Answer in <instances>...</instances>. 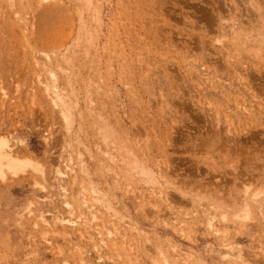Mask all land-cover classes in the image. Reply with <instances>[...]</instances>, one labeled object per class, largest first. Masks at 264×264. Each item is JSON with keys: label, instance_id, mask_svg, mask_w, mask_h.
I'll return each mask as SVG.
<instances>
[{"label": "rangeland", "instance_id": "obj_1", "mask_svg": "<svg viewBox=\"0 0 264 264\" xmlns=\"http://www.w3.org/2000/svg\"><path fill=\"white\" fill-rule=\"evenodd\" d=\"M1 138L0 264H264V0H0Z\"/></svg>", "mask_w": 264, "mask_h": 264}, {"label": "bare ground", "instance_id": "obj_2", "mask_svg": "<svg viewBox=\"0 0 264 264\" xmlns=\"http://www.w3.org/2000/svg\"><path fill=\"white\" fill-rule=\"evenodd\" d=\"M87 3L90 5L91 4V0H86ZM68 61V60H67ZM59 66V65H58ZM54 73V72H53ZM65 73V72H64ZM66 76V75H65ZM57 79V78H56ZM54 80V79H53ZM52 80V81H53ZM56 84V83H55ZM54 84V85H55ZM69 84V83H68ZM70 86V84H69ZM70 88V87H69ZM59 89V88H58ZM57 89V90H58ZM52 95L54 96V98L59 102L60 104V107H61V113H62V116H63V120L65 122V125L66 126H72L73 124V120L68 117L67 115V110H68V107H67V101L68 99L66 98V96L62 93H59L58 91H56L55 89H52ZM72 94V92H71ZM70 95V93L68 94ZM74 98V97H73ZM75 105L74 107L77 108L78 107V101H77V98L75 97V101H74ZM96 110V109H95ZM93 110V111H95ZM92 111V110H91ZM96 114V113H95ZM96 117L97 118H100L101 116L97 113L96 114ZM100 129V128H99ZM102 138L104 141L107 140V138L109 137L108 134H102ZM68 143V148H67V152L70 153V155L73 154V158H74V161H70V163L66 161V164L64 165V167L61 169L59 168V166L56 167L55 169V177L57 178L58 182L56 183L55 185V189L56 191L58 192V194L62 197H66V195L68 194V188L62 183L63 181H65L66 178H68L69 176H76L77 175V171H80L81 174L85 175L87 177V179L89 180V174H88V171H87V168H85L83 166V160L81 158V154L75 150V148L73 149L72 148V145L70 143V141L67 142ZM71 147V148H70ZM127 153L131 154L130 151L126 150ZM102 153H104L107 157V160L110 162V164L112 163H115V159L114 157L111 156L110 153H108L107 151H102ZM122 159V163L127 166V167H130L132 169H135L137 168L139 170V173H141L142 175L146 176L147 179L153 183L152 185V188L154 189L153 191L155 192L156 194V197L157 199L159 200H162L164 199L165 201L167 200L166 198V195L167 192L164 191V187L163 185L161 184V181L159 180V176H157L156 173H154L152 170L150 169H147V167H143V166H139L137 165L136 161L133 160L132 163H128L125 159V157H121ZM27 167H32L33 169H37V165L30 159L28 158H23V159H20L18 156H16V154L14 153L13 151V145H11L8 141V139L6 138H1L0 139V178H3L6 174V171L12 173V174H18L20 172H24L25 169ZM63 180V181H62ZM90 183V182H89ZM41 188L43 190H45V187L44 186H41ZM91 190L92 192L94 193L95 197L93 198L94 201H98L99 198H100V192L94 187V186H91ZM246 190L243 192V194H246ZM258 193H255L253 196H254V201L256 203H259L260 206L263 205L264 203H262V198H258L257 197ZM169 199V198H168ZM64 204L66 206L69 205V203L67 201H64ZM70 206V205H69ZM94 204H90L88 207L92 208L93 210L90 211V213L92 214V218H93V213H94ZM246 206V205H245ZM223 207L221 208V211H220V214H221V218L222 220H227V216H226V212L225 210H223ZM96 210V209H95ZM204 212H206L204 210ZM243 215L242 217H246L247 214H248V209L247 207H245L243 210ZM185 216L187 215V213H184ZM54 215V214H53ZM36 219L35 220L36 222H40V223H43L44 226L47 225V218H45L44 214L42 212H40L38 215H35ZM175 217V216H174ZM205 217L207 218V227L211 230H214L215 232H218L215 227H214V224H213V219H214V216L211 215L210 213H205ZM54 218H56V220L58 221V223H63L65 222L66 224L67 223H70L72 224L74 227V225L77 226V224L79 223L78 222V219H76L75 217H61L60 215L59 216H54ZM78 218V217H77ZM85 220V218H84ZM176 220V219H175ZM37 224V223H36ZM85 224V222H84ZM49 226V225H48ZM75 226V227H76ZM79 226V225H78ZM220 236H223V234L221 233ZM229 246V245H228ZM227 246V247H228ZM229 248V247H228ZM230 250H232V248H229ZM226 251V250H225ZM226 253V252H225ZM222 256V255H221ZM224 257H228V258H232L234 260H241L240 259V253L239 251L235 250L233 251L231 254H225Z\"/></svg>", "mask_w": 264, "mask_h": 264}]
</instances>
